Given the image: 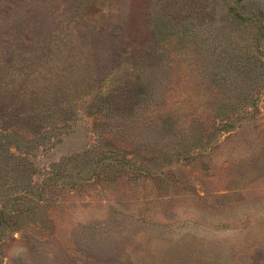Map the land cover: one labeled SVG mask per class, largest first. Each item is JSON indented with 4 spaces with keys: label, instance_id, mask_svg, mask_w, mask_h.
<instances>
[{
    "label": "rangeland",
    "instance_id": "obj_1",
    "mask_svg": "<svg viewBox=\"0 0 264 264\" xmlns=\"http://www.w3.org/2000/svg\"><path fill=\"white\" fill-rule=\"evenodd\" d=\"M0 264H264V0H0Z\"/></svg>",
    "mask_w": 264,
    "mask_h": 264
},
{
    "label": "trees",
    "instance_id": "obj_2",
    "mask_svg": "<svg viewBox=\"0 0 264 264\" xmlns=\"http://www.w3.org/2000/svg\"><path fill=\"white\" fill-rule=\"evenodd\" d=\"M5 136L6 135H9L8 133H5L4 134ZM15 146H17V144L15 145ZM10 147V145L8 144V148ZM11 153V152H10ZM23 174H25V167H22L21 169H20V173H19V175H23Z\"/></svg>",
    "mask_w": 264,
    "mask_h": 264
}]
</instances>
